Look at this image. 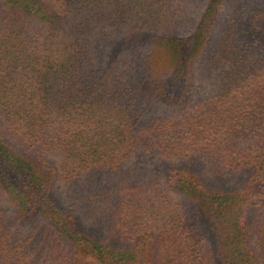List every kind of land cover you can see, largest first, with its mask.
<instances>
[{"label":"trees","instance_id":"16d2710c","mask_svg":"<svg viewBox=\"0 0 264 264\" xmlns=\"http://www.w3.org/2000/svg\"><path fill=\"white\" fill-rule=\"evenodd\" d=\"M0 264H264V0H0Z\"/></svg>","mask_w":264,"mask_h":264},{"label":"rangeland","instance_id":"374dc122","mask_svg":"<svg viewBox=\"0 0 264 264\" xmlns=\"http://www.w3.org/2000/svg\"><path fill=\"white\" fill-rule=\"evenodd\" d=\"M191 1V5L193 6V8L195 9H200L202 8L203 4L205 3V0H190ZM181 48V45H178V49ZM184 48V47H183ZM177 49V48H176ZM134 160L131 159L129 161V163H127L128 166H131L133 164ZM177 159L176 158H172V159H167L164 157H158L157 159L153 160L152 162H150L149 164L147 163L144 171L147 173L148 178L154 182L159 183L161 186L164 187L163 183H165V177L167 174V167L168 165H173L175 163H177ZM200 168V171L202 172V174L207 178V180L213 181V182H220V183H225L227 182V177H228V171L224 170L225 168L222 166V164L219 161H207V163L201 164L198 166ZM163 182V183H162ZM54 193L56 195V197L61 201L64 202L67 205L68 203H70V191H69V186L67 184L64 183V181L62 179H59L56 183H55V187H54ZM174 201H178L180 202L183 206L186 207L187 211H189V213L191 215H193L195 213L194 207L191 204V202L187 199H185L183 196H181L180 194H177L175 192L171 193ZM4 206L7 210L9 211H13L12 207L9 205V203L4 202ZM199 220V224L201 226V229L204 233V235L206 236V242H205V249H213V234L211 229L208 227V224L206 223L205 220H203L202 218L196 217ZM261 220V213H259V211H255L254 213V221L257 223ZM44 221V220H43ZM43 221H38L37 225H40L39 227H42L41 224ZM83 222L87 225H91L90 224V220H86V218H83ZM48 222H45V225H47ZM20 227L23 229L24 232H28L32 231V228H34V225H30V230L28 227H25V225H20ZM38 227V228H39ZM93 228H95V226H93ZM38 234L37 237L39 240L41 239H45L46 241H48V237L50 235V232L48 231V233L46 232H42L41 230H38ZM48 247L47 249H50V245L46 244ZM39 249V248H38Z\"/></svg>","mask_w":264,"mask_h":264}]
</instances>
